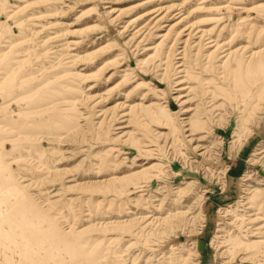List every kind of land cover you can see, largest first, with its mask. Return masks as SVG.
Segmentation results:
<instances>
[{
	"label": "rangeland",
	"instance_id": "1",
	"mask_svg": "<svg viewBox=\"0 0 264 264\" xmlns=\"http://www.w3.org/2000/svg\"><path fill=\"white\" fill-rule=\"evenodd\" d=\"M0 264H264V0H0Z\"/></svg>",
	"mask_w": 264,
	"mask_h": 264
}]
</instances>
